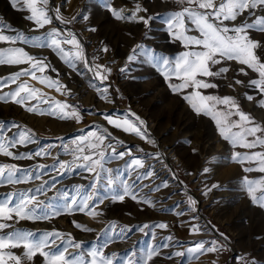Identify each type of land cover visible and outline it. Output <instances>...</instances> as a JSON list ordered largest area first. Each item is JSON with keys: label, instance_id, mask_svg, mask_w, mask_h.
Segmentation results:
<instances>
[{"label": "rangeland", "instance_id": "obj_1", "mask_svg": "<svg viewBox=\"0 0 264 264\" xmlns=\"http://www.w3.org/2000/svg\"><path fill=\"white\" fill-rule=\"evenodd\" d=\"M108 3L126 15L139 5L146 11H140L138 16L154 19L147 25L137 20H118L112 16L105 0H50V9L59 6L65 19L75 17V20L61 24L55 20L53 11L50 12L53 23L37 29L34 22L26 19L30 14L26 9H13L10 0H0V22L15 30L5 28L4 34L14 35L22 31L31 39L52 27L65 32L70 29L83 45L89 64L106 65L112 70L108 79L101 81L82 63H78L77 70L73 71L50 48L34 47L20 41L15 45L0 42V48L22 47L55 68L57 71L50 68L46 75L53 79L58 77L71 90L70 93L61 94L28 76L21 80L40 89L46 98L54 97L77 106L82 117L79 121L60 119L47 112L43 115L28 112L10 101L0 102V122L7 126L18 125L21 131L26 127L32 132V142L18 144L11 151L33 154L31 159L19 160L0 155V164H13L20 169L14 177L19 182L0 183V202L7 198L10 206L15 207L26 196H35L37 202H44L35 214L49 216L48 219L14 218L9 223L15 229L33 233V238L56 231L67 239L70 233L74 242L81 243V248L69 246L68 251L83 255L86 260H90L89 253L98 248L108 255L116 253L114 264H144L147 254L155 249L157 255L147 264H264V208L251 202L244 187V177L258 179L264 173L245 172V167L256 168L257 164L248 161L242 164L232 159L235 152L264 151V147H233L223 140L215 122L197 114L181 94L168 87V82L149 62L152 53L175 58L185 50L181 42L174 41L168 34L165 21L168 13L186 5L179 4L178 0H108ZM252 19L245 14L235 23ZM189 34L198 35L191 26ZM250 35L264 43V34L252 31ZM105 47L107 51H103ZM133 50L136 59L129 62L127 57L134 54ZM258 55L264 58V49L258 50ZM125 65L126 71L121 72ZM228 66L230 71L226 79L214 80L219 87L204 90L205 93L236 98L242 111L250 114L256 123L264 125V107L257 103L261 96L248 86L249 80L257 78V74L250 69L247 76L241 74L238 69L245 66L235 61H229ZM27 67V64L0 65V78H7ZM237 79L243 84H236ZM17 84L4 79L0 83V95L14 90ZM105 87L108 88L107 99H102L97 89L102 91ZM246 94L252 95L253 101L247 100ZM132 113L140 116L144 124L139 125ZM105 115L128 117L146 131L148 139L114 128L104 119ZM104 126L111 133L105 141L106 151L110 154L107 145L111 144L117 152L130 151L131 156L107 159L104 168L113 171H100L99 177L75 164H71V170L60 168L59 162L73 161V150L77 146L74 142L79 137L91 131H103ZM5 132L8 136H15L17 129L8 131L6 128ZM36 152L43 154L36 156ZM133 158L143 160L144 167H128ZM206 168L208 171L205 172ZM145 172L153 175L145 176ZM26 173L31 174V179H24ZM126 183L137 195V200L131 196H125L123 201L114 199L123 194ZM42 185L43 191L38 192ZM93 193L89 204L96 211L95 216L89 215L87 210H78L79 202ZM73 198L78 203L69 213L66 208L72 204ZM189 198L196 202L194 206ZM145 199L151 203H144ZM73 221L91 231L77 228ZM161 223L167 227H158ZM193 225L199 227L198 232L191 230ZM199 241L206 242V247L215 241L220 250L194 257L187 250ZM57 245H61V249L64 246L59 240ZM13 251L20 254L22 249ZM177 252L184 255L177 256ZM35 264H43V258H35Z\"/></svg>", "mask_w": 264, "mask_h": 264}, {"label": "snow or ice", "instance_id": "obj_2", "mask_svg": "<svg viewBox=\"0 0 264 264\" xmlns=\"http://www.w3.org/2000/svg\"><path fill=\"white\" fill-rule=\"evenodd\" d=\"M106 6L112 16L116 19L137 20L147 25L154 17L145 18L138 16L141 9L136 5L135 10L126 15L123 10H116L111 7L108 0H105ZM181 5H186L180 10L167 14L166 25L167 32L174 41H179L184 46L185 50L175 56V58L165 57L152 53L149 56V62L155 67L163 78L168 82V87L174 92L182 95L183 99L189 103L191 108L197 114H203L210 117L216 124L220 136L226 142H229L233 147H243L245 149H255L257 146L264 147V125L256 123L254 118L241 110L236 98L231 96H218L214 94H206L204 90L218 88L219 85L214 82L216 79H226V74L230 71L228 66L229 61L243 65L238 71L247 76L248 69L257 74V78H252L248 82L249 87H253L258 91L261 98L258 100V106L264 107V58L258 55V50L264 49V43L251 38L250 32L256 31L264 34V0H178ZM50 0H10V6L16 10H27L30 14L26 17L28 21L34 22L37 29H44L46 25L53 23V15L50 12L54 11L55 20L61 24H70L75 20L65 19L60 13V7L57 6L54 10L49 7ZM247 14L253 17L251 21L244 20L237 24V19ZM87 19V17H84ZM198 33V35L189 34V28ZM12 29L11 25L0 22V42L15 45L18 41L24 44H32L34 47H47L56 52L73 71L77 70V64L82 63L88 68V71L93 73L95 78L101 81L108 79L111 74V68L106 65L89 64L85 54L83 45L77 38L76 34L70 29L66 32L52 27L41 36L29 38L22 31H17L14 35H6L3 29ZM95 31V29H92ZM65 45L71 46L70 48ZM142 48V45H138ZM105 47L103 51H107ZM134 54L129 55V62L136 59ZM147 55V51L145 52ZM23 65L27 64V68H21L19 71L12 73L7 78H0V83L4 79L11 84H17L14 90L5 92L0 95V102H13L26 109L31 113H39L41 115L46 112L49 115L57 116L60 119H76L81 120L80 110L77 106L68 104L66 101L56 100L54 97L46 98L44 93L35 87L29 85L28 81L21 80L22 77L28 76L33 80H37L40 84L46 85L49 88H55L57 92L64 94L70 93L71 90L57 77L46 75L50 64L45 59H39L30 55L22 47H2L0 48V65ZM127 65L120 69L121 72L126 71ZM215 69V70H214ZM52 71H57L51 68ZM39 73L40 75H37ZM173 79L178 81L172 83ZM236 84H243L241 80H235ZM232 85H229L231 87ZM100 92L102 99H107L108 88L105 87ZM246 99L253 101L252 95L246 94ZM35 101V103H32ZM46 105L47 107H41ZM135 121L139 125H143L144 121L140 120L135 113H132ZM238 117V119H234ZM104 119L108 124L116 129H121L126 133L135 134L140 139L147 140L146 131L142 130L137 123L128 117L113 118L111 115H105ZM11 131L16 128L15 136H8L5 129ZM20 126H7L0 122V155L13 157L15 159H31L32 153H14L11 151L18 144L24 145L32 142V132L30 129L24 128L19 130ZM111 133L107 129L103 131H91L86 136H81L78 141H75L76 148L73 150V161L59 162L61 169L71 170V164L76 167H82L90 173H95L97 177L100 171L111 173L112 169H105L104 163L109 158H123L129 152H117L116 148L111 144L107 145L110 154L106 151L105 141L108 140ZM251 137V139H249ZM151 143L152 141L149 140ZM119 143H123L120 141ZM83 145V146H81ZM88 152V154H84ZM75 153H79L76 155ZM41 152H36L35 155H42ZM232 159L239 163L245 161L254 162L256 168L251 166L245 167V172L258 171L264 173V151H252L250 153L241 154L240 152L233 153ZM82 161L83 163H77ZM131 168H143L144 162L139 158H133L127 165ZM20 169L13 164H0V183L7 181L8 183L19 182L14 179L15 174ZM208 171V169H204ZM145 176L153 175L152 172H145ZM38 178V176H37ZM25 180L31 179V174L26 173ZM113 183L109 179V184ZM167 186V185H163ZM95 187V186H93ZM213 187H217L214 185ZM244 187L253 204L264 208V176L258 179H249L244 177ZM44 186L37 189L43 191ZM93 194H89L84 200L79 202V211H88L89 215L95 216L97 213L90 208L89 201L92 200ZM125 196H131L133 200L138 197L131 191V188L125 184L123 194L116 195L114 199L123 201ZM102 202V201H101ZM189 202L194 206L195 201L189 198ZM42 201L37 202L35 196H26L15 207L10 206L9 200L0 202V264H35V258L38 256L43 258V264H114V258L117 255L106 254L101 249L94 248L90 253V260H86L83 255H74L68 251L71 246L74 249H80L81 243L74 242L71 234H67V239L64 234L53 231L44 233L39 238H33V233L21 231L13 228L9 221L25 220V219H48V215L43 217L35 214L36 209L43 206ZM77 200L73 198L72 204L67 206L66 210L70 213L73 206L77 205ZM144 203H151L145 199ZM31 206V207H30ZM59 215L58 212L54 213ZM77 228L91 231L85 226L73 221ZM147 227V225H145ZM158 227L166 228V224H159ZM11 229L10 231H5ZM143 231V229H140ZM191 230L198 232L199 227L193 225ZM61 241L64 245H57V241ZM66 241V243H65ZM106 246V245H105ZM21 250L17 254L13 250ZM220 250L216 242H211L210 246L206 247V242L199 241L192 248L187 250L194 257H198L203 253H213ZM154 255H157L155 249L147 254V259L151 260ZM177 256H182L184 253L177 252ZM131 264V262H130Z\"/></svg>", "mask_w": 264, "mask_h": 264}, {"label": "bare ground", "instance_id": "obj_3", "mask_svg": "<svg viewBox=\"0 0 264 264\" xmlns=\"http://www.w3.org/2000/svg\"><path fill=\"white\" fill-rule=\"evenodd\" d=\"M135 115H137V114L135 113ZM137 116H138V115H137ZM138 117H140V116H138ZM140 118H141V117H140ZM104 128L108 130V128H107L106 126H104ZM112 137H114V135H112Z\"/></svg>", "mask_w": 264, "mask_h": 264}]
</instances>
